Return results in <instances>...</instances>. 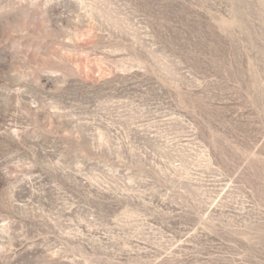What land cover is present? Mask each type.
<instances>
[{
	"label": "rangeland",
	"instance_id": "obj_1",
	"mask_svg": "<svg viewBox=\"0 0 264 264\" xmlns=\"http://www.w3.org/2000/svg\"><path fill=\"white\" fill-rule=\"evenodd\" d=\"M0 264H264V0H0Z\"/></svg>",
	"mask_w": 264,
	"mask_h": 264
}]
</instances>
